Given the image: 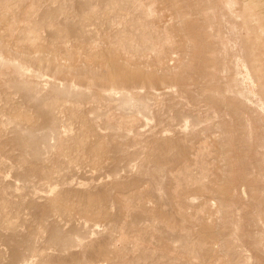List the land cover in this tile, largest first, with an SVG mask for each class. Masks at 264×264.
Masks as SVG:
<instances>
[{
  "label": "rangeland",
  "instance_id": "obj_1",
  "mask_svg": "<svg viewBox=\"0 0 264 264\" xmlns=\"http://www.w3.org/2000/svg\"><path fill=\"white\" fill-rule=\"evenodd\" d=\"M145 1L0 0V264H264V0Z\"/></svg>",
  "mask_w": 264,
  "mask_h": 264
},
{
  "label": "bare ground",
  "instance_id": "obj_2",
  "mask_svg": "<svg viewBox=\"0 0 264 264\" xmlns=\"http://www.w3.org/2000/svg\"><path fill=\"white\" fill-rule=\"evenodd\" d=\"M145 3H146V1L145 0H143ZM161 1V0H160ZM166 2H170V3H173L175 6H177V7H179V6H183L184 8H188V7H190L188 4L190 3V2H188V3H186L185 1L186 0H165ZM239 1V0H238ZM237 1V2H238ZM140 2V1H139ZM139 2H138V0H137V2H136V4L138 3L139 4ZM142 2V1H141ZM140 2V3H141ZM221 2V1H220ZM247 2V1H246ZM135 3V1L134 2H132V4H134ZM144 3V4H145ZM193 3V2H192ZM240 3V2H239ZM241 3H242V1H241ZM244 3V2H243ZM135 4V5H136ZM147 4V3H146ZM163 4V3H162ZM231 4V3H230ZM238 4V3H237ZM236 4V5H237ZM141 6L143 5V2H142V4H140ZM199 5V4H198ZM216 5H218V4H216ZM231 5H233V4H231ZM235 5V7H239L240 6V4H238V6H236ZM244 5H246L245 3H244ZM145 6V5H144ZM144 6H143V9H144ZM234 6V5H233ZM250 6V5H249ZM136 7V6H135ZM134 7V8H135ZM194 7V6H193ZM222 7H224V6H222ZM226 7H227V4H226ZM232 7V6H231ZM241 7V6H240ZM138 8H141L140 6L138 7ZM146 8L148 9V7H145V9L144 10H146ZM167 8H170V7H167ZM228 8V7H227ZM244 8H245V6H244ZM251 8V7H250ZM142 9V8H141ZM140 9V10H141ZM235 9V8H234ZM237 9V8H236ZM243 9V8H242ZM248 9V8H247ZM253 9H254V7H253ZM170 10V9H169ZM224 10H225V8H224ZM237 10H239V9H237ZM142 11V10H141ZM148 11V10H147ZM147 11L145 12V14H147ZM205 11V10H204ZM231 11V10H230ZM234 11V10H233ZM246 11V10H245ZM139 12V11H138ZM144 12V11H143ZM197 12V11H196ZM205 12H207V11H205ZM227 12V11H226ZM137 13V12H136ZM200 13V12H199ZM218 13V12H217ZM143 15L142 14V16H146V15ZM149 14V13H148ZM148 14H147V16H148ZM178 14V13H177ZM232 14V13H231ZM252 14V13H251ZM255 14V13H254ZM198 15V14H197ZM210 15V14H209ZM218 15V14H217ZM220 15V14H219ZM147 16H146V22H148V19H147ZM256 16V15H255ZM149 17V16H148ZM219 17V16H218ZM217 18V17H216ZM253 18V17H252ZM136 19H139V16H138V18H136ZM140 19H142V18H140ZM150 19H151V17H150ZM197 19V18H196ZM133 20H134V18H133ZM132 20V21H133ZM152 20V19H151ZM199 20H201V19H199ZM140 22L139 23H141V20H139ZM144 21V20H143ZM250 21H251V19H250ZM134 22V21H133ZM137 22V24H138V20L136 21ZM150 22V21H149ZM152 22H153V20H152ZM206 23V22H205ZM143 23H141V25H142ZM147 24V23H146ZM245 24V23H244ZM249 24V23H248ZM251 24V23H250ZM140 25V24H139ZM138 25V26H139ZM144 26H145V23H144ZM144 26H142V27H144ZM204 26H206V25H204ZM208 27V26H207ZM136 28H137V26H136ZM246 28V27H245ZM139 29H141V28H139ZM148 29V28H147ZM143 30H145V29H142L141 31H143ZM149 30V29H148ZM147 30V31H148ZM151 30V29H150ZM158 30V29H157ZM137 31V30H136ZM199 31V30H198ZM149 32V31H148ZM163 32V31H162ZM164 32H166V31H164ZM205 32H206V30H205ZM210 32V31H209ZM156 33V32H155ZM158 33V32H157ZM157 33H156V35H157ZM247 33V32H246ZM254 33V32H253ZM262 33V32H261ZM138 34H140V32L138 33ZM144 36H146V37H148L147 35H149V33H145L144 31H143V33H142ZM168 34V33H167ZM167 34H165V35H167ZM256 34V33H255ZM141 35V34H140ZM151 35V34H150ZM169 35V34H168ZM174 35V34H173ZM164 36V35H163ZM171 36V35H170ZM250 36H252V35H250ZM150 37H152V36H150ZM157 37H158V35H157ZM160 37V36H159ZM259 37V36H258ZM263 37V36H262ZM261 38V37H260ZM256 39H257V37H256ZM245 44V43H244ZM246 45V44H245ZM242 48H243V45H242ZM242 54V53H241ZM240 55V54H239ZM245 55V54H244ZM241 56V55H240ZM248 56V55H247ZM250 57V56H249ZM255 57V56H254ZM239 59H240V57H238ZM244 57H241V59L238 61V63L236 64V66L238 67V70H240L239 72L242 74V76H241V78H243V80H242V82L244 81V83H246L248 86H249V90H250V92L251 93H254V86H255V83L256 82H254V80L252 79V75H251V73H250V69H249V65H248V63H246V61L243 59ZM256 59V58H255ZM249 61V60H248ZM257 63V62H256ZM259 65V64H258ZM255 69V68H254ZM260 69H262V68H260ZM263 71V70H262ZM254 72V71H253ZM264 74V73H263ZM240 75V74H239ZM236 78H238L237 77V75H236ZM260 79V78H259ZM257 81V80H256ZM261 81V80H260ZM231 83V82H230ZM245 86V85H244ZM242 88H243V85H242ZM245 88H247V87H245ZM244 88V89H245ZM261 88V87H260ZM220 89V88H219ZM238 89V88H237ZM255 89H257V88H255ZM227 90V89H226ZM249 90H247V91H249ZM223 91V90H222ZM232 91V90H231ZM230 91V94L232 93ZM242 91V90H241ZM240 91V92H241ZM245 91H246V89H245ZM226 92V91H225ZM255 92H256V90H255ZM247 93V92H246ZM228 94H229V92H228ZM228 95V96H232V95ZM242 94H243V92H242ZM256 94V93H255ZM254 94V95H255ZM249 95V94H248ZM250 95H252V94H250ZM256 96V95H255ZM261 96V95H260ZM252 97V96H251ZM256 97H258V96H256ZM249 98V97H248ZM253 99H254V96L252 97ZM259 99V98H258ZM215 100V99H214ZM226 100V99H225ZM235 100H236V98H235ZM237 100H238V98H237ZM240 100H242V99H240ZM258 101V100H257ZM246 102V101H245ZM264 102H262V104H263ZM245 104V103H244ZM259 104H260V102H259ZM242 106H244L243 104H241ZM262 106V105H261ZM263 108V106L261 107V109ZM261 109H260V111H261ZM239 113V112H238ZM223 190V189H222ZM224 193V192H223Z\"/></svg>",
  "mask_w": 264,
  "mask_h": 264
}]
</instances>
